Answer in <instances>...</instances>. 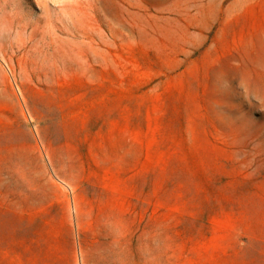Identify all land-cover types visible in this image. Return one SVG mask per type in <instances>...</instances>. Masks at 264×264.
<instances>
[{
    "label": "rangeland",
    "instance_id": "1",
    "mask_svg": "<svg viewBox=\"0 0 264 264\" xmlns=\"http://www.w3.org/2000/svg\"><path fill=\"white\" fill-rule=\"evenodd\" d=\"M0 264H264V0H0Z\"/></svg>",
    "mask_w": 264,
    "mask_h": 264
}]
</instances>
